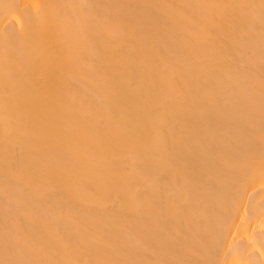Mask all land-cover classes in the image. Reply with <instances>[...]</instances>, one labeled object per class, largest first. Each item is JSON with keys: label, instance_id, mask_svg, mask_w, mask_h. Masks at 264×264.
Here are the masks:
<instances>
[{"label": "bare ground", "instance_id": "bare-ground-1", "mask_svg": "<svg viewBox=\"0 0 264 264\" xmlns=\"http://www.w3.org/2000/svg\"><path fill=\"white\" fill-rule=\"evenodd\" d=\"M0 264H264V0H0Z\"/></svg>", "mask_w": 264, "mask_h": 264}]
</instances>
